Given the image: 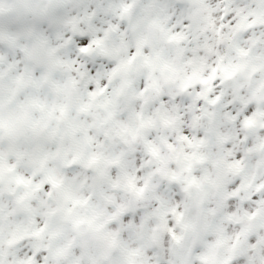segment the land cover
I'll use <instances>...</instances> for the list:
<instances>
[{
  "label": "clouds",
  "instance_id": "clouds-1",
  "mask_svg": "<svg viewBox=\"0 0 264 264\" xmlns=\"http://www.w3.org/2000/svg\"><path fill=\"white\" fill-rule=\"evenodd\" d=\"M224 2L106 0L101 8L98 0H0V154L9 163L17 152L24 153L19 174L34 183H48L50 174L61 180L57 188L49 187L51 196L41 184L18 200L26 188L16 183L17 170L0 173V264L25 258L17 255L18 237L43 247L53 232L56 247L70 246L66 255L49 257L45 264H160L161 258L166 264H222L242 228L264 229V189L256 187L264 185V149L243 155L240 172L230 167L236 152L243 151L240 130L224 112L231 101L209 103L216 96L246 97L250 89L264 97V0H233L242 6L250 35L241 43L218 44ZM124 3L130 7L122 14ZM177 5L183 6L179 15ZM181 20L192 25L196 40L167 39L161 29L170 32ZM113 22L105 36L103 29ZM85 33L102 37L101 47L109 49L104 54L93 46L91 55L101 61L99 74L86 83L70 63L73 38ZM249 45V55L240 56L237 47ZM117 63L121 67L109 78L107 65ZM236 63L245 67L225 80L223 66ZM36 68L66 87L29 84L14 95L16 77ZM90 90L97 95L89 97ZM34 97L48 106L66 105V111L62 117L59 107L51 116L47 108L26 113L21 102ZM206 112L214 113L211 121ZM194 115L201 119L193 121ZM185 135L203 143L190 144L181 139ZM193 154L188 168L185 157ZM172 172L178 179L167 178L165 173ZM238 177L251 182L246 193L241 190L245 199L256 196L248 207L239 197L229 205L232 197L226 193ZM145 182L138 195L136 189ZM118 206L138 211L143 230L125 228L123 213L114 215ZM38 228L43 231L32 235ZM169 229L181 237L179 243ZM153 233L159 253L130 254L150 247ZM77 247L80 251L74 252Z\"/></svg>",
  "mask_w": 264,
  "mask_h": 264
},
{
  "label": "snow or ice",
  "instance_id": "snow-or-ice-1",
  "mask_svg": "<svg viewBox=\"0 0 264 264\" xmlns=\"http://www.w3.org/2000/svg\"><path fill=\"white\" fill-rule=\"evenodd\" d=\"M106 0H98V6L103 8L105 7ZM108 7H112L111 4H108ZM129 4L124 3L120 5V8L123 12H127ZM177 15H179V10L182 8V5H177ZM223 10L225 15L221 17V22L219 28L216 29L218 35L216 43H221L229 40H235L238 43L243 42L244 38H248L250 35V26L244 22V17L241 15L242 6L238 2H233V0H225ZM232 17L231 20L229 18ZM174 19L177 17H173ZM225 21H229L225 24ZM94 23H99V21H94ZM114 22L112 25H108L103 29L104 35L107 36V33L113 30ZM119 28L124 27V21L122 20L118 26ZM183 28V30H181ZM165 32L166 37L170 41L183 42L186 40H196L197 37L192 31V25L188 24L187 21L181 20L172 31H168L164 28L161 29ZM92 31H96V29H92ZM74 40V55L75 59L70 61L75 67L76 72L82 78V80L86 83L87 81L93 80L98 74V69L100 65V58L94 57L91 55L93 52V46L95 45L97 49L104 53L109 54V49L101 47L103 38L97 36L96 38H92L90 34L85 33L81 35H77L73 38ZM67 43V41H65ZM255 39L251 40V44H255ZM205 49L211 51V46L204 45ZM251 45L248 47H237V52L240 56L249 55ZM195 51V49H193ZM16 56H20V52L17 51ZM9 59H12L11 54H9ZM222 59V58H221ZM107 67L110 68L109 78H111V74L115 73L120 67L121 64L117 63L114 67L111 64H108ZM230 67V70H229ZM245 67L244 64L236 63L230 66H223V78L225 80L233 77L235 73ZM216 69L213 68L212 72L215 74ZM252 71H255V67H253ZM251 75V73H249ZM211 79L210 77L204 78ZM47 82L48 86L53 90H59L66 85H61L54 80H49L47 73H44L41 68H36L34 72L30 75H25L21 73L16 77V89L13 90L14 95L19 96L21 93L19 89L26 87L29 84H33L39 86L42 83ZM264 87V84L261 85ZM99 91H103V89H99ZM219 91V89H217ZM89 97H95L97 95L96 91H89ZM223 104L225 101H231L227 103L224 108L225 113H229V118L234 121L235 126L240 131L237 134V139H242L243 142V151L236 152V161L230 167L234 168L236 172H240L243 163L241 161V157L246 153H250L256 149H264V97L258 96L256 94L255 89H250V94L248 96L234 95L232 97L228 95H223V99L221 96H216L214 99L210 100L209 103L217 104V102ZM21 107L25 110V112L29 111H40L44 112L47 108V114L49 116L55 111L57 107H59L60 116L62 117L66 111V105H55L52 104L48 106L46 100H42L40 98H29L21 102ZM88 107L87 104H82L80 106L81 110H86ZM207 117L209 121L212 120L214 113L206 112L203 113ZM58 119L60 117H57ZM193 121H197L201 119V116L194 115L192 117ZM37 125H40V122H36ZM41 127L45 125H40ZM185 133H187V129H184ZM181 139L188 140L191 143H203L202 140H192L189 139L187 135L182 136ZM256 141H259L258 143ZM149 151L152 152L153 155H156V150L154 148H149ZM24 153L17 152L16 153V161L5 163L3 154H0V173H2L5 169L9 172L13 170H17V175L15 177L17 184H22L25 186L26 191H24L19 197L18 200H24L26 197L31 196L35 193L43 184L45 191L49 190V187L55 189L60 184L61 180L54 175H49L47 177L48 183H34L33 179L26 178L25 175L19 174L18 163ZM195 156H186L185 159L189 161L187 167L191 168L192 159ZM204 157L201 155L196 157V159L202 160ZM91 161H89L90 163ZM43 163V160L41 161ZM157 171H161V169H157ZM169 180L178 179V175L175 172L165 173ZM195 178H193L194 180ZM250 181H244L238 177L231 185V192L226 193L232 199L229 200V205L231 206L235 203L237 197L239 199L244 200L245 207H248L251 204V201L256 200V196H252L251 200L245 199V195L241 194V190H245L247 192L248 187L250 186ZM239 185V186H238ZM145 187H147V182H145L144 187H139L136 189L138 195L142 194L145 191ZM258 189H264V185H257ZM48 195L51 196V191H48ZM75 202V201H74ZM57 209H53L52 211H56ZM66 211L70 212L71 209H66ZM123 213L122 220L126 222L123 226L129 230L139 229L143 230L144 228V218L141 217L138 211H126L123 206H118L117 212L114 215H118ZM230 215H235V213L230 212ZM248 215V213H245ZM256 213H252L249 216V219L252 216H255ZM43 231V228H38L32 235H39ZM171 232V239L177 243H179L181 237L177 236L175 232ZM264 229H259L249 224L242 228L236 234V244L233 245L230 250V254L224 258L222 264H260V261H264ZM111 244H117L116 234L113 233ZM55 236V232L50 234L49 241L47 244L41 247L40 245H36L33 247L27 240L23 238V236L18 237L19 243L17 244L18 252L17 255L26 254L25 258L22 260H18L16 264H45L46 261L49 260V257H58L61 255H66L70 245H65L63 248H58L53 243L52 238ZM167 236L165 237V243L167 242ZM9 244H12L13 241H8ZM151 246H145L144 249L135 248L130 250L131 255H140L143 252L147 253H159L161 251V245L156 242L155 234L153 233L152 237L149 240ZM73 251H80V248H73ZM197 251L199 249L197 248ZM164 257H167V251L164 252ZM201 259H205V257H201ZM73 264H76L74 261ZM160 264H166V260L164 258L160 259Z\"/></svg>",
  "mask_w": 264,
  "mask_h": 264
}]
</instances>
